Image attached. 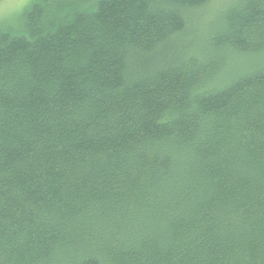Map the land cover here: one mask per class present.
Masks as SVG:
<instances>
[{
	"label": "trees",
	"instance_id": "obj_1",
	"mask_svg": "<svg viewBox=\"0 0 264 264\" xmlns=\"http://www.w3.org/2000/svg\"><path fill=\"white\" fill-rule=\"evenodd\" d=\"M22 22L0 32V264H264V0Z\"/></svg>",
	"mask_w": 264,
	"mask_h": 264
},
{
	"label": "rangeland",
	"instance_id": "obj_2",
	"mask_svg": "<svg viewBox=\"0 0 264 264\" xmlns=\"http://www.w3.org/2000/svg\"><path fill=\"white\" fill-rule=\"evenodd\" d=\"M34 0H0V32L10 31L12 33L21 30L23 26V13ZM241 64L245 67L250 64L249 60L233 58L231 64Z\"/></svg>",
	"mask_w": 264,
	"mask_h": 264
}]
</instances>
